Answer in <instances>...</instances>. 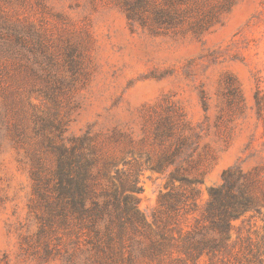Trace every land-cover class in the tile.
<instances>
[{"label":"rangeland","instance_id":"obj_1","mask_svg":"<svg viewBox=\"0 0 264 264\" xmlns=\"http://www.w3.org/2000/svg\"><path fill=\"white\" fill-rule=\"evenodd\" d=\"M82 136L110 240L55 190ZM0 264H264V0H0Z\"/></svg>","mask_w":264,"mask_h":264},{"label":"trees","instance_id":"obj_2","mask_svg":"<svg viewBox=\"0 0 264 264\" xmlns=\"http://www.w3.org/2000/svg\"><path fill=\"white\" fill-rule=\"evenodd\" d=\"M86 140L85 136L72 138L71 145L68 148L57 147V170L56 177L57 183L55 190L57 191V197H62L69 194L71 197V204L73 209L78 213L77 217L84 221L88 220L89 227L95 234H97L96 223L97 221H108L105 226V234L107 239L110 240L109 224L113 221H117V226L119 233L121 232L122 225L124 221L120 215V212H116L115 215L109 216L106 218V206L107 203L100 205L97 201H93L91 208L84 207L82 190H83V180L86 175L88 166L92 163V160L87 158L83 151V144ZM234 182L230 181L229 171L225 170L223 173V183L211 190H209L212 199L208 201L206 207V216L210 219V216H216V221L214 224L217 227L225 228L227 226L226 220L222 217V214L226 213L225 211L221 213H213V205L218 201V198L221 194V190L225 186H232ZM136 190V189H134ZM249 199L246 198L244 201H241L240 204L247 206L249 204ZM131 205L129 208H133ZM59 213L63 214L65 217L67 215L65 210V205L61 204ZM232 215V213H229ZM219 246L218 242H210V239H205L203 237L193 239L190 241L187 246H185V252H188L190 255H201L203 253L210 255L217 250Z\"/></svg>","mask_w":264,"mask_h":264}]
</instances>
